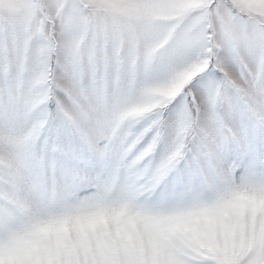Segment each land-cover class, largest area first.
<instances>
[{"label": "snow or ice", "instance_id": "1", "mask_svg": "<svg viewBox=\"0 0 264 264\" xmlns=\"http://www.w3.org/2000/svg\"><path fill=\"white\" fill-rule=\"evenodd\" d=\"M0 264H264V0H0Z\"/></svg>", "mask_w": 264, "mask_h": 264}]
</instances>
